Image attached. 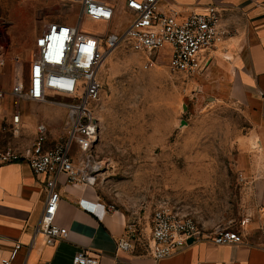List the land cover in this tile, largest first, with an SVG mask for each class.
<instances>
[{"label":"rangeland","instance_id":"obj_1","mask_svg":"<svg viewBox=\"0 0 264 264\" xmlns=\"http://www.w3.org/2000/svg\"><path fill=\"white\" fill-rule=\"evenodd\" d=\"M32 2L0 0V89L7 92L19 74L26 76L36 39L47 25H79V4L61 0L37 8ZM127 21L80 25L85 32L105 35ZM154 61L156 66L146 68L145 52L125 40L102 66L93 187L139 233L163 208L189 214L207 232L239 226L250 217L248 181L241 170L250 162L241 144L249 130L243 109L231 97H221L213 83L205 87L201 74L188 78L171 72L167 58L154 56ZM14 111L9 98L0 101V150L29 149L40 123L51 131L50 147L65 138L61 107L24 103L17 128L11 125Z\"/></svg>","mask_w":264,"mask_h":264},{"label":"built area","instance_id":"obj_2","mask_svg":"<svg viewBox=\"0 0 264 264\" xmlns=\"http://www.w3.org/2000/svg\"><path fill=\"white\" fill-rule=\"evenodd\" d=\"M68 1L80 6L79 25L59 22L47 25L36 39L26 76L23 72L19 74L8 92L0 89V101L9 98L15 108L13 128L22 123L21 105L24 103L58 106L66 112L65 138L54 146L50 147L48 125L40 123L29 149L0 150V167L25 162L35 176L46 179V209L38 231L47 246L56 245L69 236L67 228L55 223L61 202L57 188L59 178L65 175L73 184L89 186H94L97 180L93 154L101 136L97 114L103 91L100 73L110 55L122 42L131 40L147 55L146 68L156 66L154 56H157L167 58V68L171 72L196 78L206 71L214 58L212 54L223 49L230 37L222 27L218 8L212 6L188 15L176 10L165 13L159 6L161 0H126L125 14L129 16V25H122L105 35H95L85 32L80 24L89 20L117 25L121 12L98 0ZM56 97L62 98L63 102H55ZM106 209L115 210L113 206ZM249 225L250 217L237 227L207 232L189 214L163 208L153 215L148 252L160 262L196 243L246 245L249 244ZM261 232L264 234V225ZM137 242L136 227L130 224L118 248L131 251ZM21 249V243L14 244L10 257L3 259L2 264H13ZM72 264H99V259L82 250L75 255Z\"/></svg>","mask_w":264,"mask_h":264},{"label":"crops","instance_id":"obj_3","mask_svg":"<svg viewBox=\"0 0 264 264\" xmlns=\"http://www.w3.org/2000/svg\"><path fill=\"white\" fill-rule=\"evenodd\" d=\"M32 1L35 7L44 8L61 0ZM98 1L121 12V19L129 17L125 14L126 0ZM159 6L165 13L176 10L183 15L216 7L223 29L230 34L224 48L212 54L214 58L200 79L205 87L213 83L221 97H231L249 124L247 135L241 138L244 155H250V162L241 165L242 176L248 181L249 244L196 243L156 262L148 252L150 223L141 233L136 227L134 250H120L118 244L130 225L128 216L116 209L108 211L109 205L95 187L73 184L62 175L55 223L67 228L69 236L47 246L38 231L46 209V179L35 176L29 164L21 162L0 167V264L10 257L16 243H21L22 249L13 264H72L82 250L98 258L99 264H264V0H161Z\"/></svg>","mask_w":264,"mask_h":264},{"label":"bare ground","instance_id":"obj_4","mask_svg":"<svg viewBox=\"0 0 264 264\" xmlns=\"http://www.w3.org/2000/svg\"><path fill=\"white\" fill-rule=\"evenodd\" d=\"M254 146H257V145L254 143ZM97 170H98V169H97L96 166H95V172H97ZM94 179H95V178H94Z\"/></svg>","mask_w":264,"mask_h":264},{"label":"water","instance_id":"obj_5","mask_svg":"<svg viewBox=\"0 0 264 264\" xmlns=\"http://www.w3.org/2000/svg\"><path fill=\"white\" fill-rule=\"evenodd\" d=\"M190 243H192V241H190Z\"/></svg>","mask_w":264,"mask_h":264}]
</instances>
